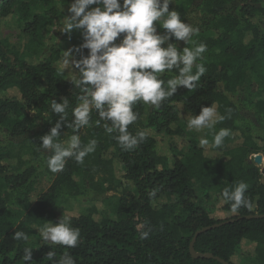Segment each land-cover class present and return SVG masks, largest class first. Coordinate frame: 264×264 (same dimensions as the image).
<instances>
[{"label":"trees","instance_id":"16d2710c","mask_svg":"<svg viewBox=\"0 0 264 264\" xmlns=\"http://www.w3.org/2000/svg\"><path fill=\"white\" fill-rule=\"evenodd\" d=\"M72 2L0 0V15L13 16L28 38L20 50L0 38V264H25V247L33 249L34 264H52L46 259L50 251L55 260L67 252L75 264H221L194 259L190 245L197 231L232 219L200 235L196 252L229 264H264V218L246 219L264 215V176L250 159L264 155V0H171L170 10L199 28L188 45L171 42L181 51L206 44L197 61L206 73L193 90L179 87L158 108L142 101L133 106L139 115L128 131L146 134L133 150L122 149L118 133H107L103 121L97 124L95 112L78 132L64 126L62 140L77 134L82 145L93 139L97 144L82 164L67 158L64 170L52 173L51 153L38 148L40 137L60 119L51 111L52 100H69L71 122L80 94L76 70L55 65L59 47L75 50L84 43L79 30L61 32ZM155 26L158 33L165 31ZM176 75L173 70L160 78L167 82ZM213 104L226 117L215 130L230 134L208 150L187 140L182 123ZM118 163L125 168L120 177ZM47 177L50 185L41 189ZM240 181L249 186L252 206L234 213L222 193ZM213 200L221 201L227 218L213 216ZM63 215L80 230L76 247L46 243L39 234L40 227ZM21 231L28 241L14 239Z\"/></svg>","mask_w":264,"mask_h":264},{"label":"clouds","instance_id":"9594fccd","mask_svg":"<svg viewBox=\"0 0 264 264\" xmlns=\"http://www.w3.org/2000/svg\"><path fill=\"white\" fill-rule=\"evenodd\" d=\"M170 4L171 0H123L122 4L121 0H73L61 32L79 30L84 43L75 50L65 51L62 63L65 68L71 67L78 73L74 83L80 94L76 97L77 106L72 109L71 122L67 121L69 100H52L51 111L60 119L49 133L40 137L38 147L51 153L47 157V167L52 173L63 171L67 158L82 164L97 144L93 139L82 145L77 134L62 140L64 126L78 132L89 125L95 112L99 117L96 123L103 121L107 133H118L115 139L122 149L133 150L146 138L144 131L136 135L128 131L139 115L133 111V106L142 101L158 108L164 100L174 96L179 87L193 90L206 73L204 64L197 63L207 51L206 44L200 43L194 48L187 46L181 51L177 43L171 42L174 39L188 45L199 33V28L183 21L179 12L170 10ZM157 23L165 30L163 33H158ZM121 34H124L123 38L117 43ZM83 49L88 50L87 55L82 54ZM73 51L80 53L81 58L76 59ZM173 70L178 75L167 82L160 78L161 73ZM225 118L213 104L202 107L199 115L188 117L187 127L196 131L211 130ZM229 134V129L221 128L215 133L212 146L220 147ZM209 143L208 139H200L201 146ZM248 187L240 181L223 190L222 197L231 202L232 212L241 207L251 208L246 197ZM39 234L46 243L68 248L76 247L80 238V230L72 227L64 215L58 223L48 222L40 227ZM148 235L149 232H143L141 238L146 239ZM14 239L28 241L29 237L21 231L15 232ZM55 257L54 251L46 255L52 264H75L67 252L59 260ZM22 259L25 264H34L31 247L24 248Z\"/></svg>","mask_w":264,"mask_h":264},{"label":"rangeland","instance_id":"374dc122","mask_svg":"<svg viewBox=\"0 0 264 264\" xmlns=\"http://www.w3.org/2000/svg\"><path fill=\"white\" fill-rule=\"evenodd\" d=\"M0 38L3 39V40H6L9 42V44L13 47V48H16L18 50L22 49V47L24 45H26V43L28 42V38L25 37L18 25H17V22L16 20L13 18V16H8V17H3L0 15ZM55 40H59L57 38H55ZM60 42V41H58ZM119 41H117L118 43ZM53 43V41L51 42ZM58 44V43H57ZM47 46V45H46ZM65 51H68V48L67 47H59V57L57 60H55V65L61 69V70H64V71H69L70 70V67L68 68H65L63 66V59L65 58ZM49 52H47V56H49ZM31 114H34V112H31ZM182 127L184 128L185 132H186V138L187 140H197L198 142H200V139L201 138H205V139H208L209 140V145H207L206 149L210 150L209 148L213 147L212 146V140H213V137L215 135V133L218 132V130H215V128L209 130V129H203L201 131H196L194 129H189L187 127V120L185 122L182 123ZM158 138H161L158 136ZM169 142H173V138H169L167 139ZM225 140V139H224ZM177 141L180 142L179 139H177ZM230 142H232V139L230 140ZM251 161L254 163V159L253 157H251ZM264 161V160H263ZM255 164V163H254ZM257 166V165H256ZM258 168H260L261 172L262 170L264 169V163L262 165H259L257 166ZM125 172V168L122 166L121 163H118L117 164V174L118 176H122V174ZM264 176V175H263ZM50 177H47V179L43 180V183H41V189H44L46 187H48L50 184L47 182L48 179ZM111 193H109L110 195ZM220 202L219 200H213L211 201L210 203V208L212 210V213L214 211V214L213 216L217 219H225L228 217V214H225L224 212H221L220 210ZM24 214V213H23ZM22 214V215H23ZM69 214H73V212L69 213ZM21 215V216H22ZM20 216L19 219H21L22 217ZM99 218V217H97ZM42 243V242H41Z\"/></svg>","mask_w":264,"mask_h":264},{"label":"water","instance_id":"95a60500","mask_svg":"<svg viewBox=\"0 0 264 264\" xmlns=\"http://www.w3.org/2000/svg\"><path fill=\"white\" fill-rule=\"evenodd\" d=\"M251 159V158H250ZM253 159H254V163L259 166V165H262L263 164V160H264V155L263 154H257L255 156H253ZM262 174L264 175V169L262 170ZM253 218H264V215L262 216H247L246 219H253ZM241 219V218H240ZM240 219H237V220H240ZM236 220L232 219V220H229V221H225V222H222V223H219V224H215L213 226H209V227H205L199 231H197L193 237V240L191 242V245H190V253L192 255V257L194 259H207V260H216L218 261L219 263L221 264H229L228 262H226L225 260L219 258V257H216L214 256L213 254H210V253H205V254H201V253H198L196 252L195 250V243L198 239V237L200 235H202L203 233L205 232H208L210 230H213L215 228H218V227H221L223 225H226V224H229V223H233L235 222Z\"/></svg>","mask_w":264,"mask_h":264},{"label":"bare ground","instance_id":"6f19581e","mask_svg":"<svg viewBox=\"0 0 264 264\" xmlns=\"http://www.w3.org/2000/svg\"><path fill=\"white\" fill-rule=\"evenodd\" d=\"M263 163H264V161H263Z\"/></svg>","mask_w":264,"mask_h":264}]
</instances>
